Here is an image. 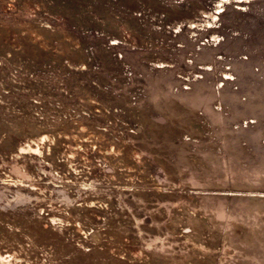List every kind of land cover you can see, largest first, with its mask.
<instances>
[{
	"label": "rangeland",
	"instance_id": "1",
	"mask_svg": "<svg viewBox=\"0 0 264 264\" xmlns=\"http://www.w3.org/2000/svg\"><path fill=\"white\" fill-rule=\"evenodd\" d=\"M0 264H264V0H0Z\"/></svg>",
	"mask_w": 264,
	"mask_h": 264
}]
</instances>
